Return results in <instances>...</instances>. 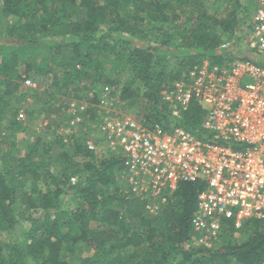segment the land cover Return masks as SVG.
I'll list each match as a JSON object with an SVG mask.
<instances>
[{
	"label": "trees",
	"instance_id": "1",
	"mask_svg": "<svg viewBox=\"0 0 264 264\" xmlns=\"http://www.w3.org/2000/svg\"><path fill=\"white\" fill-rule=\"evenodd\" d=\"M250 14L243 0H0V264H264V219L238 229L229 221L216 245L194 246L202 183L178 184L151 214L124 180L125 159L87 146L104 118L126 107L149 128L182 127L209 139L202 108L193 103L176 120L163 92L206 58L233 61L222 38L243 40ZM48 75L57 92L86 102L82 122L71 127L68 104L54 108L51 93L35 92L27 117L51 122L49 112L62 110L55 129L70 134L45 142L49 131L36 132L17 156L12 134L23 130L18 109L27 95L16 91ZM106 88L112 111L101 108Z\"/></svg>",
	"mask_w": 264,
	"mask_h": 264
},
{
	"label": "built area",
	"instance_id": "2",
	"mask_svg": "<svg viewBox=\"0 0 264 264\" xmlns=\"http://www.w3.org/2000/svg\"><path fill=\"white\" fill-rule=\"evenodd\" d=\"M256 3L249 41L264 56V0ZM168 89L163 100L171 117L181 120L191 104H198L204 111L201 129L209 139H198L182 127L149 128L120 111L97 127L107 143L102 151L107 148L125 159L124 180L151 214L167 204L178 184L202 183L191 221L192 242L211 247L227 222L238 229L249 219H264V68L245 59L222 66L204 60ZM105 93L109 102L101 108L108 105L112 111L107 88ZM86 108L85 101L68 103L71 127L82 122L79 113ZM87 146L96 151L98 145L89 140Z\"/></svg>",
	"mask_w": 264,
	"mask_h": 264
},
{
	"label": "rangeland",
	"instance_id": "3",
	"mask_svg": "<svg viewBox=\"0 0 264 264\" xmlns=\"http://www.w3.org/2000/svg\"><path fill=\"white\" fill-rule=\"evenodd\" d=\"M249 1L251 0H243V3L246 4L248 6V9L250 11V16L252 17L254 14H255V11H256V4L254 3L255 0H252L253 1V4L252 5H249ZM208 2H213V0H208ZM226 7V4L223 5V11L225 10L224 8ZM220 8V9H222ZM215 9L217 10V7H215ZM9 22L11 20H13V18H8ZM242 29V28H241ZM246 36L249 37V29L246 31L245 33ZM237 36V35H236ZM234 39L235 41L237 42V44H235L234 42ZM222 44L224 43H228L227 44V48L224 49V50H228L231 52L232 55H234L236 58L231 61V60H227L225 62V64H232L234 63V61H236L239 56H242L243 52H242V48H244L246 45H244V42L243 40H239V42L236 40L235 37H232V39L228 40V37H223L222 38ZM140 45V44H139ZM237 50H239L238 54L239 56L237 55ZM252 50H249L247 49V54L250 56V54H252ZM205 60L209 61L208 58H206ZM31 81V84L29 86L25 85L24 83H22V88H18V90L16 91V96H18L19 94H26L27 96L24 98V101L20 102V107H19V114L22 113L23 114V119H18V120H24V121H21L23 122L24 125L23 126V130L16 133V134H12L14 135L13 137H15L14 139L16 140V142L18 143V155L17 156H22L25 152V148L23 147L27 145L26 142H23L22 140H27L28 138V142L29 143H33V141L35 140L34 137H35V133H40V135L43 134V132H45L47 130L48 134H46L45 136V142L48 140H53V139H56L58 136H62V135H65L67 136V134H70L68 133L69 131L68 130H63L64 128L63 127H60V129H55L56 126H59V122L62 121L61 119V116H62V110L60 111H52V112H49V115L51 117V122L49 121L48 118L42 116V115H39V118L37 117V115H33V116H29L27 117V112H26V108L28 107V105L30 103H33V100H34V94L35 92H37V94H41V95H44V93L47 95L49 93H51L53 95V99H50L47 101V103L50 105H53L54 104V108H59V107H62L65 106V104L67 105L69 103V101H71V94L70 92L66 89V90H62L60 92H57L55 90V86L53 85V82H54V77L53 75H48L42 79H39L37 80L36 82L32 81L31 79H29ZM247 81V79H245V82ZM31 89H33L34 91L31 92ZM4 91V87H0V96L2 94V92ZM169 91V89H166L163 94H167ZM15 101V100H14ZM16 104H19V101H17ZM68 106V105H67ZM66 106V107H67ZM39 109V105H36L35 106V109ZM46 108V106H45ZM53 109V108H52ZM127 110H123V113L125 114V111L127 112L126 114L130 115V116H133V117H136V111L134 109H129V107H126ZM18 114V115H19ZM138 118V117H137ZM49 122V123H48ZM48 124V125H46ZM61 124H64V121L61 122ZM46 127V128H45ZM48 128V129H47ZM63 128V129H62ZM46 129V130H45ZM46 132V133H47ZM91 139H88L93 141L94 144L97 143L99 144L101 142V139H102V134L98 131H96L95 133L93 132V135L91 134L89 136ZM3 145H8L6 142H3ZM103 149V146L102 144L98 145L97 148H96V151H102ZM52 152L53 153H57L58 152V147L54 146L53 149H52ZM75 180V178H73ZM40 186V185H39ZM23 225H26V223L24 222ZM18 231V229H17ZM8 238H11L12 235L11 234H7ZM18 234L14 233L13 234V238L14 240L18 241ZM247 238V232L246 233H242L240 234V236H237L236 240L237 242H240V241H243ZM218 243V242H217Z\"/></svg>",
	"mask_w": 264,
	"mask_h": 264
},
{
	"label": "crops",
	"instance_id": "4",
	"mask_svg": "<svg viewBox=\"0 0 264 264\" xmlns=\"http://www.w3.org/2000/svg\"><path fill=\"white\" fill-rule=\"evenodd\" d=\"M250 28H251V25H250ZM243 42H244V45H246V46L241 49L243 52L242 53L243 55L240 56L237 60L244 59V58H242L243 56H248L249 59H247V60H250L255 65L264 68V56L262 54L259 55L255 52L254 48H252V46H251V42L249 41V37L245 35V37L243 38ZM247 49L252 50V52H253L252 54H250V56L247 54ZM238 52H239V50H237V55L239 56Z\"/></svg>",
	"mask_w": 264,
	"mask_h": 264
},
{
	"label": "clouds",
	"instance_id": "5",
	"mask_svg": "<svg viewBox=\"0 0 264 264\" xmlns=\"http://www.w3.org/2000/svg\"><path fill=\"white\" fill-rule=\"evenodd\" d=\"M19 119V118H18ZM88 142V141H87ZM103 152V151H102Z\"/></svg>",
	"mask_w": 264,
	"mask_h": 264
}]
</instances>
